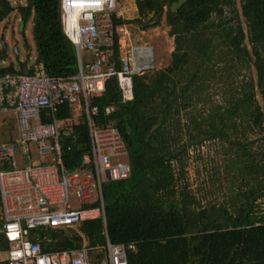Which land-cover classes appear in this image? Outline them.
<instances>
[{"label": "trees", "instance_id": "16d2710c", "mask_svg": "<svg viewBox=\"0 0 264 264\" xmlns=\"http://www.w3.org/2000/svg\"><path fill=\"white\" fill-rule=\"evenodd\" d=\"M24 1L25 4L13 7L8 0H0V24L16 12L21 22L18 34L28 52L24 32L31 18L35 59L44 72L56 78L76 75L75 48L63 34L59 0ZM177 1L134 0L136 19L118 18L114 25L139 24L145 30L157 27L158 22L148 24L165 7L164 22L174 44L173 68H181L190 59L208 67L214 59L232 56L238 68L252 60L254 83L241 78L226 88L221 105L207 107L200 94L191 89L199 70L178 97L176 81L170 75L163 78L169 79L167 92L157 93L155 99L151 97L156 91L151 84L158 80L149 84L145 75L136 76L133 100L123 104L117 79L110 77L102 96L93 99L92 105L113 108L97 123L113 124L119 130L128 152L130 174L126 179L103 184L106 234L100 219L85 221L76 229H35L29 238L39 243L42 252L78 249L82 237L89 248L102 247L107 235L111 244L134 245L133 251H127V264H264V156L252 153V146L264 138L248 141L238 136L239 132L264 131V0H187L176 13H171L169 7ZM116 39L117 35L112 63L117 71L120 53ZM14 43L19 52L18 42ZM7 58L0 46V68ZM178 109L193 116L197 113L191 118V125L200 135H188L186 143L169 150L158 137L164 136L169 129L166 126L179 122L173 119ZM56 116L69 117L67 106L58 107ZM212 138L232 146L229 162L222 166L224 174L215 162L208 169L197 167L198 177L203 172L209 174L208 182L203 189V181H197L193 191L187 168L180 159L187 156L188 147ZM60 144L62 163L72 171L89 150L85 123L75 126ZM172 162H179L180 168H174ZM222 174L223 178H219ZM195 192L201 194L199 198ZM8 249L0 218V251ZM88 255L92 262L102 258L103 252Z\"/></svg>", "mask_w": 264, "mask_h": 264}, {"label": "built area", "instance_id": "2783aa9c", "mask_svg": "<svg viewBox=\"0 0 264 264\" xmlns=\"http://www.w3.org/2000/svg\"><path fill=\"white\" fill-rule=\"evenodd\" d=\"M120 0H59L62 31L75 48L78 72L68 78L48 76L41 63L28 59V75L0 74V115L15 118L16 139L0 143V218L9 241L6 264H127L134 245L111 244L74 250L42 252L29 238L39 228L76 229L85 221L100 219L106 234L103 184L126 179L130 174L128 152L113 124H98L113 108L92 105L102 96L106 81L115 76L121 103L133 100V78L155 68L152 48L132 47L128 31L116 27L121 18ZM115 35L120 67L112 63ZM126 39V41H125ZM124 52V54H122ZM67 106L69 117L56 118L58 107ZM47 119V122H43ZM84 122L89 150L81 164L68 171L61 159V139ZM35 145L39 164L18 168L17 149ZM29 149L23 151V155ZM73 196L77 205L70 204ZM102 258L89 260V252Z\"/></svg>", "mask_w": 264, "mask_h": 264}, {"label": "rangeland", "instance_id": "374dc122", "mask_svg": "<svg viewBox=\"0 0 264 264\" xmlns=\"http://www.w3.org/2000/svg\"><path fill=\"white\" fill-rule=\"evenodd\" d=\"M13 7L18 5L25 4L24 0H8ZM118 11L122 15V19L125 20H133L136 19V7L134 0H120ZM165 12L166 8L164 7L161 14L158 18L155 19V22L159 23V26L153 27L145 30V26L139 24H126L124 28L129 33V39L131 40L132 47L139 46H149L152 48L153 55V63L155 68L150 70V72L146 73L145 76L147 78V83L151 84L153 80L162 81L161 84L154 83L151 84L153 88L156 90L154 95L151 97L155 99V96L159 92H167L169 88V79L165 81L164 75H170L172 81H176V90L177 97L181 96L182 88L186 87L188 83L191 81L192 77H194L197 70H199V75L196 79L195 84L191 87L192 91L200 94V98L204 100L203 104L207 107H211L214 104L221 105L222 101H224L226 88H230L231 85L238 83L241 78H244L246 82L251 81L254 83L255 75L254 70L251 66V61L247 60L242 68H238L239 66H235V58L232 56H221L219 59H214V63L206 67L205 63H201L198 60L190 59L181 66V68L175 69L172 66V49H173V40L168 36V27L165 25ZM152 22V21H151ZM20 19L18 14L11 13L7 19L0 24V37L3 38L5 43L10 48V53L8 54L7 60L1 64V66H6L9 62L14 61V55L11 52L12 47L15 45V41H17V46L19 49V59L24 60L26 54H30V58L33 60L37 56L35 44L33 41L32 33H31V24L32 19H28L25 25L24 39L26 40L29 50L25 52V49L22 45V39L18 34ZM6 25V26H5ZM126 41V39H125ZM16 46V45H15ZM249 53V47L247 49ZM124 54V52H122ZM250 59L251 58V54ZM30 59V60H31ZM182 65V64H181ZM204 65V66H203ZM14 67L17 68L15 64ZM198 67V68H197ZM238 68V69H236ZM240 72V74H239ZM239 74V78H238ZM144 76V75H143ZM167 77V76H166ZM238 78V79H237ZM172 97V96H171ZM256 99L259 103V97L256 96ZM179 107V106H178ZM175 110V108H174ZM175 114V112H174ZM208 114V113H207ZM192 114H189L188 111H184L183 109H178V115L174 116V120L178 123L173 124L169 127L167 131H165L164 136H159L158 141L165 145L166 149L173 150L176 147H179L183 143H186L187 136L191 135V137H197L200 135V132L191 125V118L196 117ZM12 117V118H11ZM15 124V129H10V125ZM17 136V128L15 118L13 116L7 117L6 115H0V143H6L10 138L16 139ZM238 136H241V139L253 140L263 137L264 131L263 129H255L252 131H248L246 133L241 134L239 132ZM232 138L234 136H231ZM231 138V139H232ZM231 145H229L224 140L212 138L208 140H204L202 143L194 144L193 146L188 147L187 156L181 157V163L187 168V178L194 189L196 190L197 181H203L201 183V188L204 189L208 182V173L203 172L198 177V173L196 174V168L208 169L212 163H217L221 172L223 167L228 164L229 158L231 156ZM30 150V162L32 165L39 164L40 160H43L45 163H51L50 158L41 159L37 148L33 144H29L27 147H23L21 149H17V154L15 157V162L17 167H22L25 163L22 160L23 151L25 149ZM252 153L259 156H264V140L255 143L252 146ZM225 164V165H224ZM174 168L179 169V162H172ZM223 173V172H222ZM224 174V173H223ZM223 174L219 176V178H223ZM197 175V176H196ZM198 177V180H197ZM216 185V184H215ZM218 185V184H217ZM225 190H221L224 192ZM205 193V191H201ZM195 197L199 198L201 194L199 192H195ZM70 204L73 206L77 205L76 199L71 196ZM7 260V255L5 251H0V262L3 259ZM5 260V261H6Z\"/></svg>", "mask_w": 264, "mask_h": 264}, {"label": "water", "instance_id": "95a60500", "mask_svg": "<svg viewBox=\"0 0 264 264\" xmlns=\"http://www.w3.org/2000/svg\"><path fill=\"white\" fill-rule=\"evenodd\" d=\"M187 0H178L175 3H172V5L169 7V10L171 11V13H176L177 10L186 2ZM156 22L155 20H153L152 22H150L148 24V26H152L154 25ZM141 27H144L143 25ZM0 46L1 48L6 52V53H10V48L9 46L5 43V41L3 40L2 37H0ZM11 52L14 55V61L15 62H9L6 66H3L0 68V74H16V71L14 70V65H17V68L19 69L18 74L20 75H28V71L26 69V64L27 61L29 59V55L27 54L25 56V59L23 61L19 60V52L16 48V46L14 45L11 49Z\"/></svg>", "mask_w": 264, "mask_h": 264}, {"label": "crops", "instance_id": "0c3cea01", "mask_svg": "<svg viewBox=\"0 0 264 264\" xmlns=\"http://www.w3.org/2000/svg\"><path fill=\"white\" fill-rule=\"evenodd\" d=\"M142 46V45H141ZM27 55V54H26ZM25 55V56H26ZM29 55V59H31L30 58V54H28ZM19 56V55H18ZM25 59V58H24ZM35 59V58H34ZM20 60V59H19ZM32 60V59H31ZM20 61H23V60H20ZM7 117H10L11 115H6ZM12 118V117H11ZM10 129H12V130H14L15 129V124L14 125H10ZM6 142H10L9 140H7ZM30 159H31V157H30V150H29V152H26V154L25 155H23V157H22V160H23V162L25 163V165L24 166H22V167H25V166H32V164H31V162H30ZM22 167H20V168H22ZM19 168V167H18ZM45 229H48V228H45ZM50 230H53V229H50ZM5 254L7 255V251H5ZM6 256H5V259H3V261H1L0 263H5L6 264Z\"/></svg>", "mask_w": 264, "mask_h": 264}, {"label": "bare ground", "instance_id": "6f19581e", "mask_svg": "<svg viewBox=\"0 0 264 264\" xmlns=\"http://www.w3.org/2000/svg\"><path fill=\"white\" fill-rule=\"evenodd\" d=\"M80 133V132H79Z\"/></svg>", "mask_w": 264, "mask_h": 264}, {"label": "flooded vegetation", "instance_id": "af4514ba", "mask_svg": "<svg viewBox=\"0 0 264 264\" xmlns=\"http://www.w3.org/2000/svg\"><path fill=\"white\" fill-rule=\"evenodd\" d=\"M161 14V13H160Z\"/></svg>", "mask_w": 264, "mask_h": 264}]
</instances>
